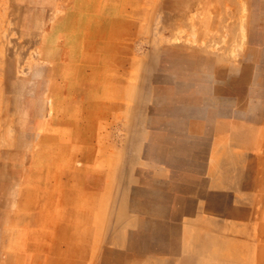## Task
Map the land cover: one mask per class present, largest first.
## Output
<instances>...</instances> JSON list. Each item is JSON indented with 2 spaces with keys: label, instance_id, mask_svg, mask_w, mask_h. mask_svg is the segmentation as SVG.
Returning a JSON list of instances; mask_svg holds the SVG:
<instances>
[{
  "label": "rangeland",
  "instance_id": "obj_1",
  "mask_svg": "<svg viewBox=\"0 0 264 264\" xmlns=\"http://www.w3.org/2000/svg\"><path fill=\"white\" fill-rule=\"evenodd\" d=\"M0 264H264V0H0Z\"/></svg>",
  "mask_w": 264,
  "mask_h": 264
}]
</instances>
